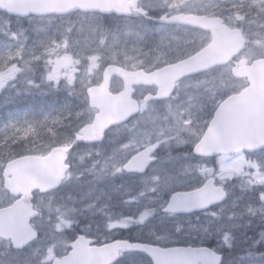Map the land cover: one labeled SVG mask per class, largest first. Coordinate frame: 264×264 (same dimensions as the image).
<instances>
[{
	"label": "rangeland",
	"instance_id": "obj_1",
	"mask_svg": "<svg viewBox=\"0 0 264 264\" xmlns=\"http://www.w3.org/2000/svg\"><path fill=\"white\" fill-rule=\"evenodd\" d=\"M201 2L218 5L223 13H226V18L231 13L233 22L230 23L227 19L228 26L240 29L245 34V38L252 41L235 61L243 65L251 63L256 58L264 57V47H261V44H264V15L257 8L256 0H201ZM232 5L243 7L237 12L232 9ZM237 17H243V19L240 20ZM97 23L108 30V42L105 44L100 43L102 34L98 30L93 31ZM156 28L158 27H148L143 21L131 22L113 15L99 17L93 14L77 13L66 16L29 17L26 21H13L9 16L0 14V71L13 65L20 69L15 78L8 80L6 85L0 88V129H3L10 121L22 125L25 120H39L46 113H51L52 116H60L62 120V124L56 125H51L49 122L56 136L53 137L50 133L47 137L49 133L47 127H42L38 136L30 138L26 145L31 143L32 149H37L32 153H36L42 152V148L46 145L45 141L62 142L68 133L71 119L82 127L85 121L93 120L95 112L86 110L84 92H70L65 87L64 78L61 79L58 87L53 86V81L45 80L51 67L48 61H55L57 55L64 56L66 51L72 59H81V62L75 65L74 72L78 78L77 88H79L80 78L85 80L90 78L92 85L98 84L102 79L104 65L114 63L113 52L116 56L115 62L124 58L130 67L136 61H143L147 67L152 65L155 57L160 55L159 50L150 51L159 35L155 31ZM112 33L118 36L119 42L116 44H113ZM137 34L143 35L144 38L140 39ZM171 35L180 38L173 40L168 47L177 53L176 55H186L200 43L198 36L185 37V32ZM64 36L69 37L70 47L49 54L46 46H52L53 39L59 42ZM185 39L191 40L192 43L185 45ZM166 49H163L162 59L169 60L170 55L166 56ZM96 52L102 53L103 60L97 69L89 73L90 62L83 57ZM37 63H40L39 66L42 67L39 76L36 69L32 68ZM35 76L34 86H32L28 81ZM197 80H204L207 83L197 85ZM27 83L34 91L35 104L32 106L24 104L15 112H10L7 102L3 101L4 98H7L8 93L15 95V89L16 101L24 99V94L27 93L28 96L31 91ZM246 85L245 80L234 79L231 73L222 72V70L194 81L184 80L178 86L176 97L164 107L145 106L141 116L133 122V125L114 131L113 134L117 136L110 135L105 143L99 146L77 147L71 155V175L64 184L81 185L82 202L87 205V211L101 215L99 222L103 229L107 228L110 221L122 216H135L146 208H157L143 227H138L137 230L138 225H134L128 230L132 231L134 238L152 243H157L155 239L157 236H165L164 240L159 241L160 245L177 243L181 237H185L187 233L190 234V230L183 218L163 214L159 210V204L152 202L151 197L156 193L149 191L150 181L147 178L154 172L166 170L173 176L171 190L161 193L164 201L169 200L171 191L175 192L177 187L193 188L197 184H203L210 176H216L223 184H242L241 198L244 201L245 213L243 225L239 229L244 228V233L237 235L235 229L229 227V231L222 238V247L229 250L236 249L238 252L237 256L232 253L234 257L226 259L225 264H264V150L253 156L247 153L218 156L216 160L198 163L194 171L190 169L187 160L189 157L187 147H194V144L204 136L217 107L214 103L239 92ZM16 87L20 92L16 90ZM147 89H138L137 97L141 102H144L143 98L149 91ZM13 103L12 100L9 105ZM66 105L67 109L60 111ZM77 112H81V115L77 116ZM173 113L182 115L181 123L175 122ZM5 134L6 132L0 131V139ZM121 135L125 138H120ZM180 140L186 143L180 144ZM24 144L25 142H20L12 147L19 152ZM152 144H158L157 161L146 174L139 178L128 175L123 166L129 157ZM103 150H109L111 155L105 157L102 154ZM7 155V152L0 147V164L3 167ZM108 161L111 162L110 171L104 168ZM3 167H0V177ZM115 167H121L122 170L113 174ZM141 192L143 195H140ZM111 208L114 213L108 216ZM120 208L123 210L119 213ZM163 222L171 223V227H164ZM159 227H164L161 232ZM206 232L203 231V233ZM187 241H191L190 235ZM122 264H145V256L132 255Z\"/></svg>",
	"mask_w": 264,
	"mask_h": 264
},
{
	"label": "snow or ice",
	"instance_id": "obj_2",
	"mask_svg": "<svg viewBox=\"0 0 264 264\" xmlns=\"http://www.w3.org/2000/svg\"><path fill=\"white\" fill-rule=\"evenodd\" d=\"M256 6L259 8L260 13L264 15V0H256ZM73 7H80L82 9H99L102 12H108L115 9L117 12L129 13L134 11L147 18H154L159 21V27L155 31L159 34L157 40L153 43L150 51L159 50L160 55L155 57L152 65L145 67L143 61H136L131 65V70H126L125 67H116L115 71L121 73L125 78L126 84L130 85L133 82H143L145 84L155 83L159 86V91L156 93L158 96H168L173 91L178 81L185 78L191 77L194 74L208 72L215 67H225V63L219 60L214 55V48L220 39L225 37H234L241 48H247L252 41L245 39V34L238 29L230 28L224 23L221 18L223 16V10L214 3L204 4L201 0H162L159 5L144 6L136 0L135 3L121 4V3H99V2H88V0H69L56 5H44L39 10L49 11L55 10L58 12L69 11ZM242 5H232V9L239 11L242 9ZM157 9L162 10L157 17H152L151 12ZM214 9H216L214 11ZM230 23L233 22L232 14L230 13L227 17ZM242 20L243 17H237ZM176 24L182 25L185 28H190L192 32H185V37L198 36L200 43L195 48L184 56H177L174 62L167 59H162L164 56L163 49L171 46L173 40H179V37L172 36L168 31V26ZM99 31L102 34L101 44L107 43V37L109 35L108 30L102 25L97 23L93 31ZM140 39H143V35L137 34ZM113 44L119 42L118 36L112 33ZM43 43V42H41ZM78 43V41H77ZM185 45L192 43L191 40L185 39ZM52 46H46V50L49 54L57 53L59 49H67L70 47L69 37L64 36L61 41L53 39L51 41ZM110 47L112 45H109ZM264 47V44H261ZM139 51V49H138ZM89 63L88 71L92 72L93 69H97L99 64L103 60V55L100 52H96L86 57ZM112 60L116 61L115 52H113ZM81 62L80 58L72 59L65 51L64 56L57 55L55 61L49 60L48 63L51 65L49 71L45 76L46 81H53L54 87L60 85L62 78L65 80V87L70 92L79 93L84 92V99L87 105L86 110L89 112H95L96 117L91 123L84 125L79 128L74 134V139L65 140L63 142H57L55 140L44 146L42 154L39 156L35 155H24L18 153L12 145L20 142H27L30 138L36 137L39 134L40 128L47 127V131L56 136L54 129L49 126L62 124L60 116H52L51 113H46L41 119L27 121L25 120L22 125H18V122L10 121L0 131L6 132L4 137L0 139V147L7 152L6 162L9 163V175L12 174V170L19 168L25 172L32 174L47 187L57 185L61 179H66L71 173L68 171L69 163L67 162V154L71 147L79 140L91 141L99 140L103 136L104 129L112 123L113 119L123 120L130 112L136 110V101L129 100L127 93L130 89L126 88L125 92L121 94V99L126 102L129 107L126 111L118 115H109V104L108 99L104 97V86L99 84L92 86L91 79L85 80L79 79V88H77V77L74 75L75 65ZM112 69V65H109L108 69H105L104 76L107 79L109 71ZM20 71L18 67L13 65L6 70L0 71V88H3L7 81L15 78L16 73ZM227 71L231 73V65H227ZM223 75V74H222ZM33 84V81H28ZM197 85L206 84L207 81L197 80ZM39 87V85H35ZM147 101L148 97L144 98ZM145 103L141 102V109L145 107ZM65 108L60 111H65ZM81 115V112H77V116ZM175 122L181 123L182 115L173 113ZM135 142V141H133ZM180 144L186 143L184 140L179 141ZM127 147V145H125ZM158 147V144H152L144 148V150L134 156L123 167L128 169H135L140 173H144L156 157L153 155L154 150ZM195 150L197 152L202 151L199 144H196ZM30 151H37V149H31ZM0 167H3L0 164ZM107 167V165H105ZM121 167H115L114 173L120 172ZM150 181L149 191L156 193L155 196L151 197L153 203L159 204V210L169 215L178 212V207L175 203L177 193L171 191L170 199L167 201L162 200L161 193L170 191L172 187L173 176L166 170L154 172L150 177L147 178ZM6 191L11 190L15 193V189L9 185L5 188ZM27 193L25 192V195ZM143 195V192L140 193ZM135 199V198H132ZM128 201H126L127 203ZM206 203V202H204ZM199 206V205H196ZM188 210V207L185 208ZM157 208H146L140 211L135 216H122L116 220L110 221L107 224V229L112 231L115 228L129 229L134 225H142L154 215ZM66 225H71L72 221H63ZM56 228L59 230L60 225L57 224ZM38 233L29 230L22 237H13V243H10L8 253L5 254L7 258L0 259V264H31L30 256L32 252L26 254L23 260L18 257L11 255L10 253L14 250L16 252L23 251L25 247L30 245L31 241L37 237ZM157 243L149 241L136 240V241H115L109 245V255L107 260L109 264L111 261L121 257L125 251L127 252H139L145 256V264H163L161 255L165 252L175 251H188L182 249H167L161 247L159 241L165 239V236H157ZM38 251V250H34ZM195 252L196 250H191Z\"/></svg>",
	"mask_w": 264,
	"mask_h": 264
},
{
	"label": "flooded vegetation",
	"instance_id": "obj_3",
	"mask_svg": "<svg viewBox=\"0 0 264 264\" xmlns=\"http://www.w3.org/2000/svg\"><path fill=\"white\" fill-rule=\"evenodd\" d=\"M139 3L144 6L159 5L160 3H162V0H141ZM161 11L162 10L160 9L152 11L151 16L157 17ZM225 14L226 13L224 12L221 18L224 20V23L227 24V18L225 17ZM136 19L143 21L148 25V27H159V21L157 19H150L143 15H140ZM167 31L171 34L179 35L183 32H192L193 30L190 28H185L182 25L172 24L168 26ZM165 53L166 56L170 55L169 61L171 62H174L177 56H184L176 55L177 53L171 51L170 48H167L165 50ZM113 64L120 67H125V65H127V63L124 61V58L117 60V62H114ZM236 64L239 63L234 60L230 64H225V67H215L208 72L193 75L184 80L188 79L190 81H194L198 78H203L207 74L216 73L219 70H222V72H226L227 65H231V67H233ZM107 65L108 64H106L102 70V79L98 84H101L103 80V71ZM127 66V70L130 71L131 67L129 65ZM184 80L180 81L177 84L174 93L168 99L149 102L145 101V99L143 98L144 103H146L145 105H153L156 106V108L164 107L167 103H169L176 97V95L178 94V86ZM31 81L35 82V79L32 78ZM28 86L31 88V91L28 96L27 93L24 94V99L20 100L23 101L21 106L24 104H26L27 106H32L33 104H35V100L33 98L34 91L32 89V86H34V84H32V86L28 84ZM123 86L124 82L120 78L114 77L112 79L111 88L113 92H119L123 89ZM140 88H148V93H156L157 91L156 87H136L134 98L139 101L140 105L141 100L137 97V93L139 92L138 89ZM16 90L20 92L18 87H16ZM14 93L15 95L12 93H8L9 97L7 96V98H4V103H6L9 98L16 99L15 89ZM224 99L225 98H223L222 100L220 99V102L218 101L214 104H217L218 107V105ZM142 110L143 109H141V112ZM133 122L134 121L131 120L125 125L115 128L113 127L106 133L105 140L100 144H95V146H99L105 143L107 138L112 135L116 129L131 126L134 124ZM49 135L50 133H47V137ZM115 136L117 135L113 134V137ZM119 137L124 138L125 136L121 135ZM187 148V153L189 156L187 160L192 171L196 170L198 163L206 161L209 162L211 160H216L217 158L198 157L194 155L193 146H188ZM102 154L105 157L111 155L109 150H103ZM157 154L158 147L155 156ZM157 159L158 158L156 156V161ZM110 165L111 162L108 161L107 167L104 166V168H106L107 171H110ZM126 173L136 178L142 176L135 173H129L127 171ZM210 177H214L216 179V184H214V188L216 189V191L219 189L217 187H221L227 191V199L213 207L194 211L190 214H172L173 216L177 218H183L186 221V224H188L189 226L190 234H186V232L180 230L181 232L186 234L185 237H181L179 239V242L177 243L174 242V244H166L162 246L169 247L179 245H193L197 247H210L217 249L220 253L223 254L226 252V250L228 251V248L222 247V238L224 237V235H226L227 231H229V227L235 229L237 235H241L244 233V228L239 229L241 225H243L245 213L244 201L241 198L243 195V185L223 184L217 179L216 176ZM0 182V259L7 258L5 254L8 253L10 243H13V237H22L29 230L37 232V237L33 239L30 245L25 247L23 251L16 252L13 250L10 254L23 260L26 254L32 252V255L30 256L31 264H78L79 262L76 260H70V262L68 260V257L72 256L73 254L74 246L76 243L78 245V257L81 256L82 259H84L86 256L88 259H95L96 248L109 245L118 240H143L140 238H134V235H132L131 233L132 231L128 229L115 228L112 231H109L107 228H101V224L99 222L101 215L99 213L87 211V205L82 202L83 192L80 184H61L58 188L48 192L36 190L31 192L30 194L27 193L25 195V193L20 190H15V193L11 190L6 191L5 188L9 185L12 188L13 184H3L4 178L2 174L0 177ZM204 183L197 184L193 188H186V186L177 187L175 192H186L199 189L204 185ZM122 210L123 208H120L119 213ZM113 213L114 210L111 208L107 215L111 216V214ZM163 214L169 215L164 212ZM65 220L72 221L71 225L69 226L64 224L63 221ZM57 224L60 225L59 230L56 228ZM170 224L171 223L169 222H163L164 227H171ZM143 226L144 224L137 226V230L138 227L141 228ZM164 227H159V231L161 232ZM203 231L207 232L203 233ZM189 235L191 236V241L188 242L187 240ZM79 242L83 244L86 242V249L84 245H79ZM85 253L87 254L84 256ZM136 254L138 253H124L114 264H122L127 257H131L132 255ZM223 256L225 257V254H223ZM81 263L91 264V260H88L87 262L83 261Z\"/></svg>",
	"mask_w": 264,
	"mask_h": 264
},
{
	"label": "water",
	"instance_id": "obj_4",
	"mask_svg": "<svg viewBox=\"0 0 264 264\" xmlns=\"http://www.w3.org/2000/svg\"><path fill=\"white\" fill-rule=\"evenodd\" d=\"M64 2H69V0H0V11L7 13L11 16L26 18L29 16H48V15H68L74 12H93L101 14H120L122 12H117L112 9L108 12H102L99 9H82L80 7H73L66 12H58L55 10L40 11L39 9L44 5H56ZM88 2H99V3H121V4H133L136 0H88ZM132 16H139L140 14L130 11L129 13H124ZM239 30V29H238ZM244 48H241L234 37H225L220 39L214 48V55L221 61L230 63L236 56H238ZM118 66L112 65V69L109 71L107 79H105L102 85L104 86V97L108 99L109 104V115H118L127 110L129 105L121 99V94L125 92L128 88L127 96L129 100L136 101V110L130 112L129 115L123 120L113 119L103 132V136L99 140H79L76 143H86L93 144L103 141L105 132L113 126L123 124L130 120L132 117L140 112V106L138 101L133 98L135 92V87L139 85H149L156 86L159 91V86L155 83L145 84L143 82H133L132 84H126L123 75L117 71L115 68ZM107 66L106 69H108ZM232 74L234 77L239 79H247L248 86L243 89L240 93L231 95L225 101H223L218 109L216 110L210 125L198 143L202 151L197 152L195 149V154L198 156H218L222 154H234L241 151L254 152L264 149V58L256 59L251 64L240 66L236 65ZM118 76L121 78L125 85L124 90L115 94L112 93L111 80L113 76ZM195 75V74H194ZM181 81V80H180ZM179 82V81H178ZM176 87V85H175ZM175 87L168 96H158V95H148L147 101L151 100H161L168 98L175 90ZM96 117V116H95ZM75 143V144H76ZM71 147L67 154V162L71 150L75 146ZM143 151V150H142ZM141 151V152H142ZM155 151V150H154ZM140 153V152H139ZM138 154V153H137ZM134 155V156H137ZM39 156V155H35ZM133 156V157H134ZM132 157V158H133ZM132 158L130 160H132ZM9 163L8 162L4 169L5 184H13L16 188L24 193H31L34 190L49 191L55 189L65 179L52 187H47L43 184L38 177L25 172L22 169L16 168L12 170V174L9 175ZM151 165V163H150ZM149 165V166H150ZM71 166L69 165L70 170ZM148 169V168H147ZM146 169V171H147ZM128 171L137 172L135 169H128ZM145 171V172H146ZM144 172V173H145ZM11 177V178H9ZM215 179H209L205 185L197 190L190 192H179L177 193L175 203L178 207L177 213H191L193 211L206 209L224 201L227 197L226 192L222 188L216 191L214 188ZM218 188V187H217ZM206 202V203H204ZM199 205V206H196ZM188 207V210L185 208ZM79 245H84L85 249L87 243H80ZM77 243L74 246V251L72 256L68 257V260L87 262L91 260V264H109L107 257L109 255V245L105 247L96 248L95 259H88L84 254L85 258L82 259L81 256L78 257ZM167 249H182L188 251H175V252H165L161 255V260L163 264H221L222 255L217 254L209 248H195V247H167ZM191 250H196L195 252ZM127 252V251H125ZM118 260H113L110 264L115 263Z\"/></svg>",
	"mask_w": 264,
	"mask_h": 264
},
{
	"label": "trees",
	"instance_id": "obj_5",
	"mask_svg": "<svg viewBox=\"0 0 264 264\" xmlns=\"http://www.w3.org/2000/svg\"><path fill=\"white\" fill-rule=\"evenodd\" d=\"M0 14H2V15H6V16H8L7 14H3L2 12H0ZM11 18V20H13V21H16V20H18V21H26L27 19H20V18H15V17H10ZM19 106H21V105H19ZM12 112L13 111H15L16 109H18L19 107L17 106H15V105H11L10 107H8ZM87 121H85V123H86ZM70 124L68 125V133H67V135H66V138L63 140V141H65V140H69V139H73V134H75V132L81 127V125L80 124H78V122H75V121H73L72 119L70 120V122H69ZM62 141V142H63ZM61 142V141H60ZM32 149V145H31V143L30 144H28V145H26V142H25V144H24V147H23V149L22 150H20L18 153H21V154H25V153H27V152H32V151H30ZM44 148H42V150H43ZM229 255H230V257H229ZM237 255V254H236ZM232 257V254H228V256H227V258H231Z\"/></svg>",
	"mask_w": 264,
	"mask_h": 264
},
{
	"label": "bare ground",
	"instance_id": "obj_6",
	"mask_svg": "<svg viewBox=\"0 0 264 264\" xmlns=\"http://www.w3.org/2000/svg\"><path fill=\"white\" fill-rule=\"evenodd\" d=\"M249 220V219H248ZM261 233V232H260ZM256 236V235H255ZM262 245V244H261ZM263 246V245H262ZM232 248V247H231ZM234 249V248H233ZM264 249V248H263ZM234 250H236V249H234ZM237 251V250H236ZM224 252H225V249H224ZM226 252H227V250H226ZM238 253V252H237ZM224 254V253H223ZM241 254H242V252H241ZM226 256H228V254H226ZM233 256V255H232ZM234 256H237L236 254L234 255ZM233 256V257H234ZM229 257H230V255H229ZM234 259V258H233ZM228 262V261H227Z\"/></svg>",
	"mask_w": 264,
	"mask_h": 264
}]
</instances>
